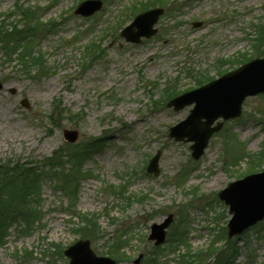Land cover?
I'll return each mask as SVG.
<instances>
[{"label": "rangeland", "instance_id": "obj_1", "mask_svg": "<svg viewBox=\"0 0 264 264\" xmlns=\"http://www.w3.org/2000/svg\"><path fill=\"white\" fill-rule=\"evenodd\" d=\"M81 1L0 0V170L91 143L77 191L46 175L39 198L20 204L21 216L0 233V264H68L64 250L82 238L117 264L140 255L137 264L206 263L221 248L227 264H264V220L229 238L232 214L218 196L264 168V94L248 97L241 116L219 118L199 159L191 142L169 136L194 105L175 111L165 103L166 90H191L264 52V0H103L88 17L74 13ZM156 5L164 7L157 32L127 42L120 29ZM13 36L26 37L27 47L10 43ZM90 42L104 49L97 58ZM65 129L78 131L76 142ZM158 150L154 175L146 167ZM8 200L17 208V197ZM169 214L166 240L155 245L151 226ZM231 241L240 245L233 258Z\"/></svg>", "mask_w": 264, "mask_h": 264}, {"label": "water", "instance_id": "obj_2", "mask_svg": "<svg viewBox=\"0 0 264 264\" xmlns=\"http://www.w3.org/2000/svg\"><path fill=\"white\" fill-rule=\"evenodd\" d=\"M101 4L100 0H86L75 12L90 15L100 9ZM162 13V8L141 13L122 31V34L128 41L135 42H139L142 36L150 37L156 32L153 26ZM262 92H264V57L255 58L219 79L172 99L168 106H174L176 110L193 102L196 104L185 120L170 129V136L179 141H194L191 149L193 157L197 159L204 153L212 134L222 126L221 122L212 126L214 121L219 117L228 119L239 116L244 99L248 95ZM25 105L28 104L25 102ZM64 136L73 142L77 139L78 132L65 130ZM160 155L159 150L151 159L148 172L159 174ZM219 196L230 206V213L233 214L228 224L229 236L242 233L264 218V171L230 183ZM172 218L173 216L170 215L163 223L152 226L150 239H156V244L165 240V229ZM65 255L70 257L69 264H116L115 260L109 257L96 256L90 248L89 240H79L72 244L65 250Z\"/></svg>", "mask_w": 264, "mask_h": 264}, {"label": "trees", "instance_id": "obj_3", "mask_svg": "<svg viewBox=\"0 0 264 264\" xmlns=\"http://www.w3.org/2000/svg\"><path fill=\"white\" fill-rule=\"evenodd\" d=\"M0 33L2 32L0 31ZM11 33L12 31H10V33L8 34ZM4 37H8V35L4 34ZM11 40L13 41V43L19 46L24 45L23 47H27L25 45H28V42L27 44L25 43V41H27V38L24 36L18 38H16V36H13L12 38H10V43ZM17 48L18 46H16L13 50L11 49L12 52L10 50V53H13ZM86 48L90 53L89 55L92 54L91 59H93L95 56H97L98 53L103 51V49H101L96 42L91 43ZM263 55L264 52L260 51L256 56ZM166 92L167 98L179 93L174 90H166ZM61 113L62 112H60V114ZM90 146L91 143H85V145L78 147L77 149L73 148L71 150L63 151L62 153L56 152V154H53L52 157H48L45 160V165L43 163L38 164L35 162L34 164H26L24 168L20 165V167L12 169L11 172H9L7 169L0 170V233L6 231L5 228L9 227L8 222L10 220L21 216L20 214H22L23 211L22 209H20V204L21 206H23L24 204H28L29 201L27 202V198H29L30 195L34 200L39 198L38 190L40 187V182L43 177H47L46 175L52 177L51 181H55L56 183H71L73 187H70V189L73 188L77 191L79 181L81 180V178L79 179V177L81 174H83L81 162L83 159H85L86 156H88V152L86 151L89 150ZM11 188L15 189V194L8 192ZM9 197L13 201L14 197H17L19 203L18 205H15L17 206V208H14V205L9 206L12 204V201L8 200ZM28 206H32V204ZM29 209L30 210L27 211V216H29L30 218L31 215L34 216V213L36 216L37 206H34L33 208L31 207ZM89 220V226L93 228L94 218H91ZM174 236L177 239L180 238V235L178 233H175Z\"/></svg>", "mask_w": 264, "mask_h": 264}]
</instances>
